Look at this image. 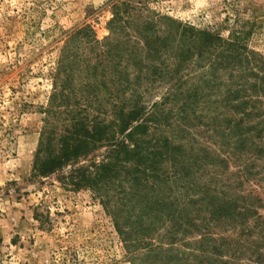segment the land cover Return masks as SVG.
<instances>
[{"label":"rangeland","instance_id":"rangeland-1","mask_svg":"<svg viewBox=\"0 0 264 264\" xmlns=\"http://www.w3.org/2000/svg\"><path fill=\"white\" fill-rule=\"evenodd\" d=\"M186 29L223 39L244 30V55L211 67L212 50L186 52ZM136 100L146 106V145L168 138L189 172L162 185L159 215L148 202L117 220L102 202L116 200V185L106 179L101 195L78 188L71 165L35 175L44 130L56 136L84 118L108 124ZM113 134L78 164L96 170ZM204 231L240 242L232 264H256L264 0H0V264H191L190 235Z\"/></svg>","mask_w":264,"mask_h":264},{"label":"trees","instance_id":"trees-1","mask_svg":"<svg viewBox=\"0 0 264 264\" xmlns=\"http://www.w3.org/2000/svg\"><path fill=\"white\" fill-rule=\"evenodd\" d=\"M117 15L118 12L115 13V16ZM184 31H187L191 37L189 44L185 47L186 52L203 51L201 53H207L210 50L213 51L207 61L211 67L216 68L239 61L244 55L243 40L248 35L244 30L233 31L227 39L205 29H193L191 32L186 29ZM147 45H149L148 41ZM186 106L191 107L192 110L190 103H186ZM119 107L114 119L108 124L94 119L88 121L84 118L77 122L79 127L74 126L71 131L65 129L56 136L44 130L35 154L34 173L37 176H46L62 169L65 165H71L68 178L72 179L78 188H92L101 195L103 189L106 191L105 187L107 186L104 182L106 179L108 180L107 184L116 185L114 190L118 192V196H115L116 200L113 201L116 206L109 198L102 202L108 206V210L112 215L114 214L113 216L117 220L120 218L123 220L121 214L124 210L143 211L145 209L143 205L148 202H152L151 206L156 204L154 214L159 215L158 211L162 207V203L159 201L158 205L157 197L159 191L162 190V185L178 178V175L186 178L189 176V172L187 167L175 163L177 161L175 158L177 146L172 145L168 138L156 139L157 142L154 146L146 145L148 128L145 103L141 104L139 100H136L131 103H123ZM113 132L112 149L96 170L92 171L90 165L78 164V160L93 152L92 148L97 144L104 141L110 142L112 138L109 139V135ZM172 158L174 159L171 171L166 172L167 174L162 173L161 163ZM81 179H84L86 183H82ZM125 180L128 185L127 189L124 187ZM110 203H113L114 207L110 208ZM177 209L180 210L182 207L179 206ZM184 236L183 238H185ZM190 236L193 237V241L191 240L192 242L189 244L196 245L194 248L188 246L191 252L193 251L191 264H232L231 259L236 252H241V249H237V246L241 244L239 241V243L234 241L233 236L232 240L227 237L228 235L215 237L209 231ZM258 240L249 260H253L256 264H263L264 232L258 235ZM170 243L172 244V242ZM205 253H210L211 256L206 257ZM227 256L230 259L226 258ZM161 260L162 264L170 262V259ZM178 260L179 258L175 259V261ZM174 264L182 263L175 262Z\"/></svg>","mask_w":264,"mask_h":264}]
</instances>
